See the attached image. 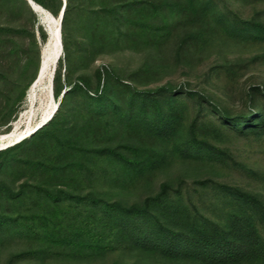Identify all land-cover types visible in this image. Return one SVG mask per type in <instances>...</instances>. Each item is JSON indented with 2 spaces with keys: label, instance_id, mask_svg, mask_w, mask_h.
<instances>
[{
  "label": "trees",
  "instance_id": "trees-1",
  "mask_svg": "<svg viewBox=\"0 0 264 264\" xmlns=\"http://www.w3.org/2000/svg\"><path fill=\"white\" fill-rule=\"evenodd\" d=\"M32 1L56 18L64 8L63 56L53 76L58 107L41 128L0 150V248L28 242L17 259L80 262L114 254L133 256L131 264H264V177L234 161L226 147L231 136L264 141V85L249 87L244 109L232 111L190 81L150 86L163 69L155 61L127 78L109 66L97 69L94 80L84 73L117 50L172 51L190 66L218 38L264 46V0ZM1 4L31 15V27L0 25V39L26 41L15 43L21 78L34 70L16 96L5 98L4 134L35 78L48 34L37 26V37L26 0ZM176 162L215 176L239 169L263 191L210 176L195 178L194 189L183 177L154 188ZM137 191L144 192L140 200L132 198Z\"/></svg>",
  "mask_w": 264,
  "mask_h": 264
},
{
  "label": "rangeland",
  "instance_id": "rangeland-1",
  "mask_svg": "<svg viewBox=\"0 0 264 264\" xmlns=\"http://www.w3.org/2000/svg\"><path fill=\"white\" fill-rule=\"evenodd\" d=\"M31 8V7H30ZM32 9V8H31ZM36 17L35 30L38 37L37 26H42L49 39V26L55 25V19H51L44 14L36 13L32 9ZM0 25L4 27L18 28L21 26H32V17L26 11L14 13L7 7L0 5ZM0 123L2 121V110L6 105V96L12 93L16 96L20 89L25 86L29 78L33 75V69L28 70L26 76H20L23 58L20 53L16 52L15 43L21 45L26 42L21 40L16 35L2 36L0 39ZM47 42L42 45L39 54V64L35 75L37 77L41 61L42 53ZM264 46L260 44H246L235 42L225 38H218L214 45L198 54L190 66L184 62L177 61L172 51L168 54L157 56L156 54H149L145 51L134 50H117L101 55L94 60L91 65L85 70V74L90 80H94V73L97 69L103 67H113L123 77L127 78L129 73L141 66L144 62H157L162 65L160 72L152 77L153 81L150 86L164 83L166 81H173L176 83H184L190 81L192 88L204 91L209 99L218 104L229 108L232 111L243 110L245 101V92L251 86L264 85V60L259 58ZM60 56H63V52ZM229 66L228 72L223 70V67ZM57 67L55 64L54 72ZM78 73L75 74V79ZM31 81V83L35 80ZM16 83H20L18 88ZM31 83L25 93L24 100L15 115V118L10 122V131L18 121L22 112L27 109V94ZM53 92V82H52ZM11 103V102H10ZM5 126L0 127L3 130ZM9 131V132H10ZM229 154L234 161L245 164L257 174L264 177V141L253 137H237L231 136L226 144ZM206 167L198 165H190L187 163L176 162L168 172V176L160 177L154 183V188L158 186L159 181L170 179L176 181L178 178H184L187 186L194 189L192 185L195 178L214 177L216 180L222 181L228 185L239 187L252 192L263 191V186L258 180H254L247 172L239 169L230 170L221 173L217 176L208 174ZM144 192L137 191V194L132 198L141 199ZM132 196V195H130ZM30 248L28 242H11L3 245L0 248V264H114L119 260L120 264H131L133 256L107 255L100 259L88 261H68L55 258H14L15 253L27 250ZM142 263V262H141Z\"/></svg>",
  "mask_w": 264,
  "mask_h": 264
},
{
  "label": "bare ground",
  "instance_id": "bare-ground-1",
  "mask_svg": "<svg viewBox=\"0 0 264 264\" xmlns=\"http://www.w3.org/2000/svg\"><path fill=\"white\" fill-rule=\"evenodd\" d=\"M31 6L36 13L47 15L54 20L52 15L40 5L31 2ZM61 54L59 19H55V25L49 26V39L42 53V61L37 77L28 90L27 109L21 113L10 134L0 138V148L4 145L10 146L20 138L28 137L31 133L29 131L48 119L56 104L52 92V82L55 64Z\"/></svg>",
  "mask_w": 264,
  "mask_h": 264
},
{
  "label": "water",
  "instance_id": "water-1",
  "mask_svg": "<svg viewBox=\"0 0 264 264\" xmlns=\"http://www.w3.org/2000/svg\"><path fill=\"white\" fill-rule=\"evenodd\" d=\"M26 1L28 2L29 6L32 8V6H31V2H33V3H35V2L32 1V0H26ZM32 9H33V8H32ZM63 9H64V8H62V11H61L60 16H59V18H58V19H59V31H60V26H61V20H62V15H63ZM59 57H60V56H58L57 60L59 59ZM57 107H58V102H56L55 107H54L53 111L51 112V114L49 115L48 119L45 120L44 122H42V123L36 125L31 131H29V132H31L30 135H31L32 133H34L36 130H38L39 128H41L44 124H46V123L52 118V116H53V114L55 113ZM10 132H11V131H10ZM10 132H8V133H4V134H0V138H4V137H6L7 135L10 134ZM30 135H29V136H30ZM24 138H26V137L20 138V140L14 142V143L11 144V145H14L15 143L21 141V140L24 139ZM11 145H10V146H11ZM7 147H9V145H4V146H2V147L0 148V150H1V149H5V148H7Z\"/></svg>",
  "mask_w": 264,
  "mask_h": 264
}]
</instances>
